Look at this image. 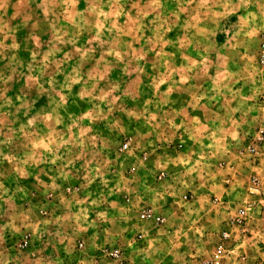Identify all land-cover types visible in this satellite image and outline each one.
<instances>
[{
    "label": "rangeland",
    "instance_id": "rangeland-1",
    "mask_svg": "<svg viewBox=\"0 0 264 264\" xmlns=\"http://www.w3.org/2000/svg\"><path fill=\"white\" fill-rule=\"evenodd\" d=\"M204 100L213 186L159 210L131 186L169 191ZM261 127L264 0H0V264H264Z\"/></svg>",
    "mask_w": 264,
    "mask_h": 264
},
{
    "label": "crops",
    "instance_id": "crops-1",
    "mask_svg": "<svg viewBox=\"0 0 264 264\" xmlns=\"http://www.w3.org/2000/svg\"><path fill=\"white\" fill-rule=\"evenodd\" d=\"M200 110L201 117L199 119V122L193 125V128L195 129L194 134L191 137H188L189 139H191L189 143L193 144L194 148L189 149L188 153L186 154H180L177 160L174 161L173 170L175 175L172 180V185H169L171 186L170 189H168L170 192L166 190L162 191L163 189H165L162 184L157 183L159 184L158 187H156L157 185L153 186L152 179H144L143 175H141L142 179L140 178L139 183L137 185L131 186L133 192H137L143 196L148 197L150 196L149 193H153L151 197H156L157 194L161 195V197L157 201L159 205H156V208H158L159 210L169 209V202L164 200L166 192L169 194L168 196H177L182 192L184 188H200L195 189L194 191H198V193H204L207 190V185L210 186V189L213 186V178H215L216 175L214 174L213 169L210 167L211 163L207 161L209 160L210 152L205 148V150L202 151L200 154L197 149L201 145L208 147V145H210L213 141L216 140V136L212 133V129L215 130V128L211 126V122H207L206 116L208 114V107L206 105V100L203 101V107H201ZM220 138L222 137L220 136ZM219 176V178H221L219 181H222L223 175ZM217 178L215 180H218ZM90 221L92 222L93 220H88L84 218L75 219L77 225H86ZM70 253L67 250H64V252L61 253L62 257H64V259H67L63 264H68L69 262L71 263V261L73 262V264H83V258H80V260L78 261L70 260Z\"/></svg>",
    "mask_w": 264,
    "mask_h": 264
},
{
    "label": "built area",
    "instance_id": "built-area-1",
    "mask_svg": "<svg viewBox=\"0 0 264 264\" xmlns=\"http://www.w3.org/2000/svg\"><path fill=\"white\" fill-rule=\"evenodd\" d=\"M259 142H264V127L259 128L258 130V137ZM127 145H124V148H126ZM254 152V151H253ZM162 177V174L159 176V178ZM188 196L185 195V198ZM139 220L141 221H155L157 224H162L166 221V217L163 214H157L156 211L153 209V207H147L140 213ZM140 238H142V235H139ZM80 248L84 246L83 241H79L78 245ZM106 253L108 256L112 257L113 259H119L122 260L124 252L119 247H111L106 250ZM226 255V250L224 249L223 245L220 244L217 249L215 250L213 257L204 261L203 264H223V258ZM94 264V263H93Z\"/></svg>",
    "mask_w": 264,
    "mask_h": 264
}]
</instances>
